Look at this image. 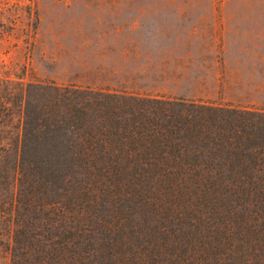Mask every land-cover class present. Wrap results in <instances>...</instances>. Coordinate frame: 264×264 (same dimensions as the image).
<instances>
[{"label": "trees", "instance_id": "obj_1", "mask_svg": "<svg viewBox=\"0 0 264 264\" xmlns=\"http://www.w3.org/2000/svg\"><path fill=\"white\" fill-rule=\"evenodd\" d=\"M18 79L11 264H264V110Z\"/></svg>", "mask_w": 264, "mask_h": 264}, {"label": "rangeland", "instance_id": "obj_2", "mask_svg": "<svg viewBox=\"0 0 264 264\" xmlns=\"http://www.w3.org/2000/svg\"><path fill=\"white\" fill-rule=\"evenodd\" d=\"M0 20L2 81L264 110V0H0ZM10 160L0 165V264L12 263Z\"/></svg>", "mask_w": 264, "mask_h": 264}]
</instances>
